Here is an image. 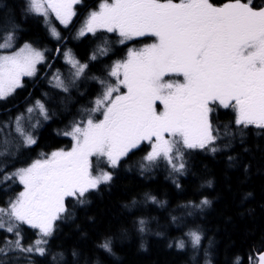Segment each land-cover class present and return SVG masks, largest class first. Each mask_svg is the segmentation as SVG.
<instances>
[{
    "label": "snow or ice",
    "instance_id": "snow-or-ice-1",
    "mask_svg": "<svg viewBox=\"0 0 264 264\" xmlns=\"http://www.w3.org/2000/svg\"><path fill=\"white\" fill-rule=\"evenodd\" d=\"M79 3L23 0L21 11L26 17L43 18L45 24L54 16L68 27L76 14L73 6ZM17 28L10 23L0 42V52L7 53L0 54V100L22 88V78L34 77L37 65L46 60L44 52L29 44L7 51ZM50 30L60 38L55 28ZM97 33H114L120 44L137 38L151 42L144 40L142 47L128 48L126 57L106 64L101 75L88 74L89 63H81L70 51L63 53L69 76L53 75L52 87L62 93L79 91L82 78L98 85L89 105L62 132L70 137V148L42 152L17 166L25 155L22 150L37 144L31 129L40 121L33 123L32 114L49 119L40 100L26 109L27 120L18 115L0 126L4 136L0 141V191L8 196L0 204V232L5 234L0 242V264H18L20 258L27 264H36V257L46 260L58 222L70 219L75 208L87 205L102 186L110 187L121 162L138 150L145 151L141 171L163 163L170 174L183 175L194 153L215 154L221 150V141H226L223 147L227 149L237 136L243 144L252 130L264 137V0H101L78 31L79 37L91 34L101 40L89 57L93 63L110 51L108 39ZM221 115L229 117L227 122H219ZM145 143L148 149L141 147ZM234 159L228 156L229 166ZM173 183L181 188L175 178ZM145 200L162 203L149 194ZM136 203L132 200L125 207ZM209 205L205 198L184 207L192 215L193 210L203 211ZM132 227L141 234L147 230L142 218L134 220ZM29 231L34 239L25 244ZM127 235V229H121L118 237L105 234L96 240L95 248L114 257L115 240ZM184 236L187 240L180 238L168 246L180 251L190 246L193 264H199L201 251L203 264H212L213 242L203 246L199 226L189 228ZM252 253L248 264H264V238ZM62 260V253L52 256L53 264ZM232 264H242L241 258L237 256Z\"/></svg>",
    "mask_w": 264,
    "mask_h": 264
},
{
    "label": "trees",
    "instance_id": "trees-1",
    "mask_svg": "<svg viewBox=\"0 0 264 264\" xmlns=\"http://www.w3.org/2000/svg\"><path fill=\"white\" fill-rule=\"evenodd\" d=\"M100 2L83 0L76 9L74 20L68 27H60L52 16L50 24H45L40 17L24 16L21 11L23 0H0V42H3L10 23L18 25L12 48L7 51H15L29 44L44 52L46 57L34 77L25 80L24 86L7 99L0 100V126L14 121L18 115H23L27 120L26 109L37 100L43 102L49 112L47 120L38 116L37 112L32 114L33 123L37 119L40 121L37 128L31 129L37 144L32 149L22 150L25 155L17 161V166L42 152L68 149L71 141L62 134L63 130L96 95L98 85L88 78L78 82L79 91L72 89L70 93H62L49 84L57 73L65 78L69 76L70 69L64 61V52L70 51L81 63H89L88 74L101 75L106 64L125 58L128 48L142 47L147 39L120 44L119 37L114 33H97V36L108 39L110 51L107 57L90 62L89 57L101 40L91 34L79 37L78 31L88 13L97 10ZM214 2L222 3L223 0ZM51 28L59 33V39L52 36ZM228 119V116L221 115L219 122L225 123ZM255 131L244 137L243 144L237 136L227 149L223 147L226 141H221V150L215 154L194 153L183 175L170 174L163 163L141 171L140 163L145 151L130 154L116 170L110 187L102 186V190L94 194L87 205L75 208L70 219L58 222L49 241L50 254L46 260L36 257V264H53L52 256L58 253L63 254L59 264H95L97 260L101 264H193L190 246L180 251L168 245L180 238L187 240L184 233L196 226L203 234L204 247H208L209 240L213 242L210 249L212 264H232L237 256L242 264H248V256L254 254L252 249H259L260 241L264 238V137L257 136ZM3 138L0 132V141ZM141 147L148 149L146 143ZM245 148L248 150L245 151ZM229 155L235 158L232 166H229ZM173 178L181 188L176 187ZM209 181L211 186L208 185ZM14 187L22 190V186ZM145 194L154 196L162 203L146 201ZM7 198L0 191V204ZM205 198L210 205L203 211L193 210V214L188 215L190 209L184 206ZM132 200L137 202L135 206L126 208L125 205ZM173 217L177 218L176 223H173ZM141 218L147 224L143 234L132 227L133 221ZM121 229H127L128 235L126 239L115 240V256L98 253L96 240L105 234L118 237ZM4 235L0 232V242ZM31 239L34 237L29 231L25 234L24 243ZM74 251L77 253L75 257ZM197 259L199 264H203L202 251ZM18 264L27 262L20 258Z\"/></svg>",
    "mask_w": 264,
    "mask_h": 264
},
{
    "label": "rangeland",
    "instance_id": "rangeland-1",
    "mask_svg": "<svg viewBox=\"0 0 264 264\" xmlns=\"http://www.w3.org/2000/svg\"><path fill=\"white\" fill-rule=\"evenodd\" d=\"M75 6H76V5H74L73 7H75ZM137 39H140V38H137ZM139 48H140V47H139ZM64 61H65V60H64ZM24 78H26V77H23L22 80H23ZM50 82H51V81H49V84L51 85ZM51 86H52V85H51ZM16 90H17V89H16ZM33 105H34V104H33ZM33 105H32V106H33ZM66 138L70 139V137H66ZM70 147H71V146H70ZM70 147H69V148H70Z\"/></svg>",
    "mask_w": 264,
    "mask_h": 264
}]
</instances>
